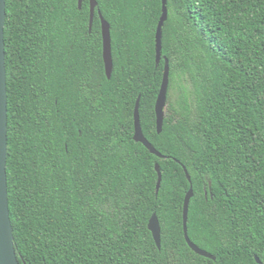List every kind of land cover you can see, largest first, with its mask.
<instances>
[{
  "label": "trees",
  "instance_id": "16d2710c",
  "mask_svg": "<svg viewBox=\"0 0 264 264\" xmlns=\"http://www.w3.org/2000/svg\"><path fill=\"white\" fill-rule=\"evenodd\" d=\"M6 9L7 176L20 264H264V0H168L161 134L162 0H98L111 26V79L90 0H7ZM139 98L143 133L161 158L134 141ZM192 187L188 234L216 260L185 239Z\"/></svg>",
  "mask_w": 264,
  "mask_h": 264
},
{
  "label": "water",
  "instance_id": "95a60500",
  "mask_svg": "<svg viewBox=\"0 0 264 264\" xmlns=\"http://www.w3.org/2000/svg\"><path fill=\"white\" fill-rule=\"evenodd\" d=\"M84 0H79V7L82 8ZM7 0H0V264H20L14 243L13 226L10 217L9 194H8V176H7V160H8V87H7V69H6V46H5V24L7 16ZM98 8V0H90V31L92 30L95 15ZM98 15L102 24L103 38V60L105 71L108 79L112 78L114 62L112 54V35L111 26L105 20L102 13L98 11ZM168 0H162V16L158 24L156 32V56L157 64L162 60L165 61V71L163 83L156 102V117L158 133L163 132L166 108L168 101V90L170 83V64L169 60L163 57V29L168 20ZM135 134L134 141L143 144L153 155L162 157L155 147L145 137L141 125L140 117V98L137 100L135 108ZM159 174L157 185V193L160 191L162 183V173L159 165L156 166ZM187 172V171H186ZM188 179L191 182V177L188 174ZM194 197L193 187L190 189L184 205V234L189 247L198 255L212 260L216 257L209 252L201 249L193 243L188 234V217L189 207L192 198ZM149 230L153 238L161 249V225L156 214H154L149 222ZM257 262L261 263L259 258Z\"/></svg>",
  "mask_w": 264,
  "mask_h": 264
}]
</instances>
